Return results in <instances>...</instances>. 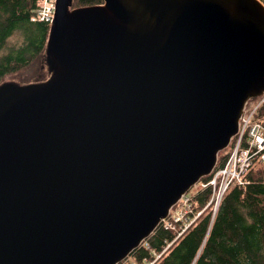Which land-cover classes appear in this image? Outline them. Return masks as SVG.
Segmentation results:
<instances>
[{
	"label": "water",
	"instance_id": "1",
	"mask_svg": "<svg viewBox=\"0 0 264 264\" xmlns=\"http://www.w3.org/2000/svg\"><path fill=\"white\" fill-rule=\"evenodd\" d=\"M72 3L56 2L49 78L0 85V264L123 261L264 90L256 0ZM220 25L228 39L211 48Z\"/></svg>",
	"mask_w": 264,
	"mask_h": 264
},
{
	"label": "trees",
	"instance_id": "2",
	"mask_svg": "<svg viewBox=\"0 0 264 264\" xmlns=\"http://www.w3.org/2000/svg\"><path fill=\"white\" fill-rule=\"evenodd\" d=\"M102 3L73 0L71 8ZM36 7L37 0H0V85L27 84L40 74L51 75L47 60L51 22L30 20ZM263 115L264 111L259 113ZM226 151L219 152L216 169L225 163ZM253 164L244 176L245 184L228 189L214 217L210 205L194 219L214 192L212 185L204 186L214 173L202 177L194 192L186 194L168 218L118 264H264V163Z\"/></svg>",
	"mask_w": 264,
	"mask_h": 264
},
{
	"label": "built area",
	"instance_id": "3",
	"mask_svg": "<svg viewBox=\"0 0 264 264\" xmlns=\"http://www.w3.org/2000/svg\"><path fill=\"white\" fill-rule=\"evenodd\" d=\"M258 1L261 3V5L264 8V0H258ZM56 2L57 0H37L36 12L31 16V20L51 22L56 12ZM244 110H245L244 112L246 113V107ZM249 111H251L250 120L254 115H256L255 126L257 130L255 131L256 128L253 127L248 135L250 120L248 121V119H246V121L244 122V131L241 134L240 139L238 138V141L235 143L234 146V148L236 147V150H239L240 148L238 155L235 154L234 162L231 163V155L233 152L232 151L231 154L225 160L223 166L217 169L216 166L214 167V169L211 172L214 173L213 178L209 181L208 184L204 185V186L212 185L214 190L213 195L211 197L209 204L203 210L197 212V214L194 216V219L199 217L203 213V211L210 205L213 206V211H214L213 217H214L228 189L234 184H245V178H244L245 174L249 171L250 167L254 163L255 157L257 155L260 156L261 152L264 151V115L261 117L259 116V113L264 111V105L261 106L260 101L258 100L254 107L249 108ZM242 119L240 120L239 123L240 126L242 123ZM258 140H260L259 144L257 145L256 150L254 151L253 144L255 143V141ZM258 159H260L264 163V154L260 156ZM185 195L182 196V198L178 201V203L185 198ZM179 219L180 218H177V220Z\"/></svg>",
	"mask_w": 264,
	"mask_h": 264
},
{
	"label": "rangeland",
	"instance_id": "4",
	"mask_svg": "<svg viewBox=\"0 0 264 264\" xmlns=\"http://www.w3.org/2000/svg\"><path fill=\"white\" fill-rule=\"evenodd\" d=\"M256 1H258V0H256ZM259 2V1H258ZM260 3V2H259ZM102 4H105V3H102ZM260 5H261V3H260ZM30 20H31V18H30ZM31 76V75H30ZM46 78L48 79L49 77H48V74L46 73H43V74H40V75H38V76H36L35 78H33V79H31L30 81H31V83H33V81L34 80H38V81H43V80H46ZM14 82H16V81H14ZM17 83H20V84H22V83H25V82H22V81H17ZM28 84V83H27ZM261 95H263V94H260V95H258V96H255V97H252L250 100H249V105H248V103L246 104V113L245 112H243V119H242V123H241V126L239 125V127H240V130H239V133L237 134V136L233 139V142L226 148V149H228V151H226L229 155L231 154V152H232V155H231V163H233L234 162V159H235V154H237L238 155V153H239V151H240V148H239V150H236V147L234 148V146H235V143L238 141V138L240 139V136H241V134L243 133V131H244V122L246 121V119H248V121L250 120V117H251V111H249V108H251V107H254L255 106V104H256V102L259 100H261V98H263V96H261ZM252 99H258L257 101H255V102H253L252 103ZM252 103V104H251ZM247 106H248V109H247ZM245 111V110H244ZM255 118H256V115H254L252 118H251V120H250V124H249V128H248V135H249V132L251 131V129L253 128V127H255L256 128V120H255ZM257 130V128L255 129V131ZM259 141L260 140H258V141H255V143L253 144V149H254V151L256 150V147H257V145L259 144ZM231 145H233V147L231 148ZM233 148H234V150H233ZM226 149H224V150H226ZM223 151V150H222ZM221 152V151H220ZM264 154V151L263 152H261V154H260V156H262ZM219 155V154H218ZM228 155V156H229ZM259 155H257L256 157H255V159H254V162L255 161H261L260 159H258L259 157H260ZM227 158V157H226ZM217 163H218V161H217ZM216 163V164H217ZM231 163H230V165H231ZM252 165H254V164H252ZM198 183H196L194 186H196ZM191 187L190 188V190L187 192V195H191L193 192H194V189H195V187ZM125 260V259H124ZM123 260V261H124ZM123 261H121V262H119V263H122Z\"/></svg>",
	"mask_w": 264,
	"mask_h": 264
},
{
	"label": "bare ground",
	"instance_id": "5",
	"mask_svg": "<svg viewBox=\"0 0 264 264\" xmlns=\"http://www.w3.org/2000/svg\"><path fill=\"white\" fill-rule=\"evenodd\" d=\"M54 19H55V15H54V17H53V19H52V21H51V25H52V23L54 22ZM227 25V24H226ZM224 27V25L223 26H221L220 25V28H218V29H215V31H214V34H210V36H208V34H209V32L208 33H205L204 35H205V37H203V41H205L206 43H209L210 44V46H211V48H212V46L214 45V46H219V43L222 41V42H224L226 39H228V37H227V35L228 34H225V30L226 29H224L223 28ZM209 30V29H208ZM207 32V31H206ZM249 35H251L254 39H257V40H260V41H263V39L261 38V32L259 31V29H258V31H256L255 29L254 30H251L250 32H249ZM232 37H236L235 39L237 40V37H238V35L237 34H235L234 36H232ZM234 41V40H233ZM211 43H212V45H211ZM209 46V45H208ZM263 46H264V44H263ZM206 47V46H205ZM210 48V47H209ZM207 49H208V47H207ZM199 69H198V72H197V75H198V73L200 74V76H199V80H198V82L197 83H199L198 85H200L201 87H203V86H205L207 83H209L210 82V80H211V78H212V76H211V74L210 73H207L203 68H202V66L201 65H198L197 66ZM202 70V71H201ZM261 94H263V95H261V96H263V98H261V100H260V105L261 106H263L264 105V90L262 91V93ZM251 99V98H250ZM249 99V100H250ZM249 100H248V105H249ZM258 99H256V100H254V99H252V103L253 102H255V101H257ZM251 103V104H252ZM243 118V115L241 116V118H240V120ZM204 178V177H203ZM193 187V186H192ZM176 205V204H175ZM174 205V206H175ZM174 206H173V208H174ZM172 208V209H173ZM171 209V210H172ZM171 212V211H170Z\"/></svg>",
	"mask_w": 264,
	"mask_h": 264
}]
</instances>
